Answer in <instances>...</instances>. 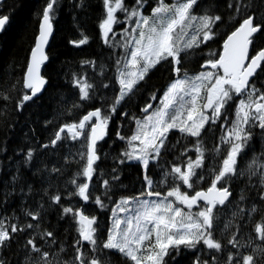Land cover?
Masks as SVG:
<instances>
[{"label": "snow or ice", "instance_id": "1", "mask_svg": "<svg viewBox=\"0 0 264 264\" xmlns=\"http://www.w3.org/2000/svg\"><path fill=\"white\" fill-rule=\"evenodd\" d=\"M57 4L58 0H46L42 8L35 45L21 80L16 82L22 85L20 94L14 100L10 95L16 83L0 92L5 111L10 101L16 110H22L27 102L38 98L46 83L40 68L48 60L44 48L52 36ZM102 5L104 16L98 25L101 39L110 49L121 50L114 61L111 81L114 95L110 99L104 95L110 88L109 82L102 80L97 86L88 83L84 74L72 73L71 83L78 88L80 101L99 99L100 106L87 110L78 122L60 125L54 138L41 147L56 146L65 130L72 140L84 136L86 163L77 175L85 179L77 183L73 178L74 189L65 195L69 199L77 196L85 204L91 200L101 210L106 206L105 201L114 204L110 209V226L102 231L97 215L86 214L83 205H62V195L57 190L49 199L60 206L62 217L70 216L77 233L71 245V259L60 260L63 245L58 252L44 247L45 243H54L56 237L52 231L40 227L42 205L25 213L35 223L12 222L15 217L0 219V250L10 245L15 234L27 232L23 264H106L105 250H115L132 264H168L165 258L179 252L181 246L185 249L199 246L205 251L206 258L197 255L192 264H264V164L256 165L255 158L247 171L250 177L259 174L260 191L251 202L244 195L240 196L230 220L225 223L229 233L226 244L214 235L221 207L232 203L230 182L244 175V171H237L238 157L256 129L264 136V82L259 88L256 86L260 75L264 74V0L257 3L228 0L227 8L239 19L220 36L221 49L201 56L202 63L192 74L186 67L188 58L197 50L202 51L201 45L209 47L210 42H218L217 30L226 23L223 14L215 11L210 2L156 0L154 5L148 6L147 14L145 0H135L132 6L125 0H102ZM9 20V13H0V31ZM88 39L87 35H82L69 43L79 47ZM81 64L94 66L95 61L85 60ZM158 65L167 66L168 83L159 90V95L151 91L149 102L139 109L141 115L131 117L135 124L131 135H122L119 128L115 129V136L125 142L116 164L135 162L138 165L141 190L113 201V187L120 182V172L114 167L108 179L100 175L98 183L102 190L99 195H93L90 182L99 167L94 164L100 159L97 143L107 135L114 115L129 117L125 106ZM152 101H157L155 107ZM231 107H234V117L230 120ZM220 120L223 121L221 129L227 125L220 137V143L227 148L222 162L209 168L206 186L199 187V181L205 180L204 148L199 138L205 125L211 127ZM173 130L182 138H196L192 144L194 159L188 155V145L170 140ZM34 151L27 150L26 163L32 159ZM213 151L218 153L220 144L215 145ZM169 155L174 160L184 157L183 162L170 163L166 159ZM51 171L60 173L61 170L53 167ZM154 175L159 178L154 179ZM169 177L173 183L166 184ZM161 186H165L166 191ZM249 225L252 232L243 237L241 230ZM228 246L230 250L226 251ZM221 255L223 261L219 258ZM0 264H8V261L0 256Z\"/></svg>", "mask_w": 264, "mask_h": 264}, {"label": "trees", "instance_id": "2", "mask_svg": "<svg viewBox=\"0 0 264 264\" xmlns=\"http://www.w3.org/2000/svg\"><path fill=\"white\" fill-rule=\"evenodd\" d=\"M125 2L128 6H132L135 0H125ZM155 2L156 0H145V14L149 11L148 6L154 5ZM207 2L212 4L215 11L223 14L226 23L217 30L218 35L215 39L218 42H210L209 47L201 45L202 51L197 50L188 58L186 67L190 74L199 68L202 63L201 56H207L209 51L217 52L221 49L220 36L239 19L227 8L228 0H207ZM45 3L46 0H5L3 7H0V13L10 14L9 23L3 31H0V92L7 91L13 83L21 80L39 33L41 11ZM253 3H257V0H253ZM103 16L102 0H58L53 17L54 34L47 51L48 62L43 69V76L48 84L37 96L38 98L34 97L33 101L27 102L22 110H16L14 103L10 101L5 111L3 101L0 100V219L15 217L16 219L12 222L35 223L25 213L42 205L43 221L40 227L52 231L56 237L54 243H45L44 247L51 252H58L63 245L64 252L59 257L61 261L71 259L73 254L71 245L77 233L72 226L70 216L62 217L60 206L51 203L49 197L59 190L62 195V205H83L86 214L97 215L102 231L110 226V209L115 206L105 201L106 206L101 210L92 204L91 200L85 204L77 196L69 199L65 195L66 192L74 189L71 184L73 178L77 179V183L85 179L77 175L86 163L87 141L84 136L72 140L66 135L67 130H65L61 133L62 140L57 141L56 146H49L47 149L41 147L42 144H47L54 138V133L59 130L60 125L78 122L87 110L100 106L99 99L80 101L79 90L71 83L72 73L84 74L88 83L97 86L102 80L109 82L110 88L105 90L104 95L108 99L114 95L111 90V81L115 73L114 61L121 50L110 49L103 43L98 27ZM82 35L89 37L85 45L76 47L69 43L70 40L79 39ZM85 60H93L95 65L81 64V61ZM149 77L146 78V82H142L143 86L125 106L129 117L114 115L109 122L107 135L97 143L100 159L94 164V167L97 165L99 167L96 168V173L90 182L93 195H99L102 190L98 183L100 175L103 174V178L108 179L114 167H118L120 182L113 187V201H118L121 196L135 195L141 190V171L138 165L135 162L119 166L116 164L119 153L125 147V142L115 136V129L119 128L122 135H131L135 128L131 117L141 115L139 109L149 102L151 91H156L157 95L160 94L159 90L168 83L170 73L167 71V66L158 65L149 73ZM262 82H264V74L260 75L256 86L259 88ZM21 90L22 85L16 83L15 90L10 93L13 100ZM152 103L155 107L157 101ZM228 115L230 120L234 117V107L229 108ZM221 123L223 122L219 121L211 127L205 125V129L201 132L199 139L204 148L205 180L199 181V187L206 186L209 168L218 166L225 154L227 145L220 143V137L227 129V125L221 129ZM169 138L173 143L179 141L181 145H188V155L195 158L192 144L196 138L187 136L182 138L181 134L175 130L169 134ZM217 144H220L218 153L213 151ZM29 148L35 151L32 159L26 163L25 155ZM176 155H179L178 151ZM253 158L256 165L264 163V136L260 135L258 129L254 131L253 138L238 157L237 171H244V175L237 176L230 182L232 203L222 206L218 213V227L214 235L225 244L229 234L225 230V223L230 220L240 196L244 195L251 202L261 188L259 174L250 177L247 171ZM166 159L170 163H182L184 157L174 160L173 156L169 155ZM256 165L253 167L255 168ZM53 167L59 168L60 173H53L51 171ZM200 171L197 169V172ZM153 178L159 177L154 175ZM171 183L173 181L169 177L166 184ZM161 187L166 191L165 186ZM189 191L191 193V190ZM241 231L243 237H247L252 232V227L249 225ZM27 235V232L15 234L10 245L0 250V256L4 257L8 264H23L26 255L23 245ZM241 242H244L243 238ZM227 250H230V246L226 248ZM197 255L206 258L205 251L199 246L197 249H185L181 246L179 252L172 253L165 259L168 264H192ZM104 256L106 264H132L130 259L115 250H105ZM219 258L223 261V255Z\"/></svg>", "mask_w": 264, "mask_h": 264}, {"label": "water", "instance_id": "3", "mask_svg": "<svg viewBox=\"0 0 264 264\" xmlns=\"http://www.w3.org/2000/svg\"><path fill=\"white\" fill-rule=\"evenodd\" d=\"M4 1H5V0H3V2H4ZM52 23H53V21H52ZM53 34H54V25H53L52 36L49 38L48 44L45 45V48H44V51H45L46 54H47V51H48V48H49L50 41H51V39H52V37H53ZM47 56H48V54H47ZM29 59H30V58H29ZM47 62H48V60H46V61L41 65V68H40L41 75H43V69H44V66L47 64ZM45 79H46V78H45ZM46 85H47V79H46V83L43 85V87H42V89H41V92L38 93L37 96H39V95L43 92V90L45 89ZM98 142H99V141H98ZM230 198H231V197H230Z\"/></svg>", "mask_w": 264, "mask_h": 264}, {"label": "bare ground", "instance_id": "4", "mask_svg": "<svg viewBox=\"0 0 264 264\" xmlns=\"http://www.w3.org/2000/svg\"><path fill=\"white\" fill-rule=\"evenodd\" d=\"M31 29H32V28H31ZM47 84H48V83H47ZM29 172H30V171H29ZM246 185H247V183H246ZM254 185H255V184H254ZM256 189H258L257 186H256ZM256 189H255V190H256ZM259 189H260V188H259ZM251 190H252V188H251ZM255 190H254V191H255ZM256 191H258V190H256ZM258 192H259V191H258ZM9 207H10V206H9ZM13 212H14V211H13ZM10 214H11V213H10ZM7 215H8V214H7Z\"/></svg>", "mask_w": 264, "mask_h": 264}, {"label": "rangeland", "instance_id": "5", "mask_svg": "<svg viewBox=\"0 0 264 264\" xmlns=\"http://www.w3.org/2000/svg\"><path fill=\"white\" fill-rule=\"evenodd\" d=\"M263 164H264V163H263ZM185 211H187V209H185ZM193 211H196V208H195V207L193 208Z\"/></svg>", "mask_w": 264, "mask_h": 264}, {"label": "flooded vegetation", "instance_id": "6", "mask_svg": "<svg viewBox=\"0 0 264 264\" xmlns=\"http://www.w3.org/2000/svg\"><path fill=\"white\" fill-rule=\"evenodd\" d=\"M229 103H232L231 101L229 102ZM221 122H223L222 120H220ZM219 121H217V123H218Z\"/></svg>", "mask_w": 264, "mask_h": 264}]
</instances>
